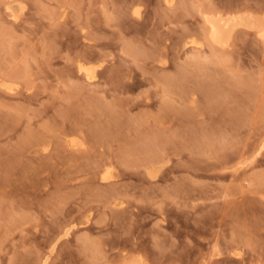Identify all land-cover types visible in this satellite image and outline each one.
Segmentation results:
<instances>
[{"label": "rangeland", "instance_id": "1", "mask_svg": "<svg viewBox=\"0 0 264 264\" xmlns=\"http://www.w3.org/2000/svg\"><path fill=\"white\" fill-rule=\"evenodd\" d=\"M7 1L0 264H264V0Z\"/></svg>", "mask_w": 264, "mask_h": 264}, {"label": "bare ground", "instance_id": "2", "mask_svg": "<svg viewBox=\"0 0 264 264\" xmlns=\"http://www.w3.org/2000/svg\"><path fill=\"white\" fill-rule=\"evenodd\" d=\"M12 3H13V0H8L6 9L9 11L10 15L14 17L13 15L14 8L12 7L13 9H11ZM203 19L207 27L206 37L209 43L211 44V47L213 46L221 50L227 49V47L230 46L229 42L231 39V35L233 31L238 27H243V28L254 31V33L258 36L261 42L264 43V14L263 15H252L248 13V14L243 15V14H239L238 12L222 13L220 11H217V12L209 11V12L204 13ZM88 66H89L88 64L86 65L84 63H81L79 64V70L84 72L86 74V77L90 79L92 77V70H91V67H88ZM8 89L9 91L14 90V88H12L11 86ZM70 143L72 145H76L74 140H71ZM263 147H264V143L259 145L257 149L255 148L254 156H257ZM251 159H253V157ZM243 162H244L243 159H241L238 162V165L239 164L241 165ZM102 179L106 181L109 179V176L104 175L102 176ZM86 221H89L88 217H86ZM239 254H240L239 252L234 253V255H239ZM218 255H220V252L218 251L217 247L214 246L212 252L209 254V257L211 259V256H218ZM43 264L45 263L43 262ZM116 264H149V263L140 256L127 257L123 255L121 258V261L117 262Z\"/></svg>", "mask_w": 264, "mask_h": 264}]
</instances>
